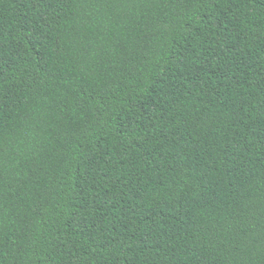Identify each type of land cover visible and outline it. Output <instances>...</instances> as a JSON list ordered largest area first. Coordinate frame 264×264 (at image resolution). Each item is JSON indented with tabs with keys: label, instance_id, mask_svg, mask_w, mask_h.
<instances>
[{
	"label": "trees",
	"instance_id": "obj_1",
	"mask_svg": "<svg viewBox=\"0 0 264 264\" xmlns=\"http://www.w3.org/2000/svg\"><path fill=\"white\" fill-rule=\"evenodd\" d=\"M0 264H264V0H0Z\"/></svg>",
	"mask_w": 264,
	"mask_h": 264
}]
</instances>
